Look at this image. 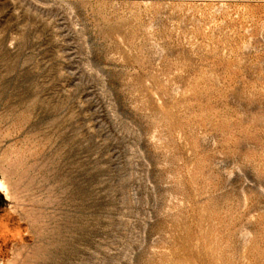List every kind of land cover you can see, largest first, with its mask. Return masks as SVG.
Listing matches in <instances>:
<instances>
[{
	"label": "rangeland",
	"instance_id": "rangeland-1",
	"mask_svg": "<svg viewBox=\"0 0 264 264\" xmlns=\"http://www.w3.org/2000/svg\"><path fill=\"white\" fill-rule=\"evenodd\" d=\"M0 264H264V0H0Z\"/></svg>",
	"mask_w": 264,
	"mask_h": 264
}]
</instances>
